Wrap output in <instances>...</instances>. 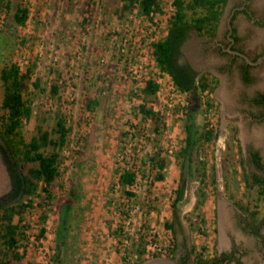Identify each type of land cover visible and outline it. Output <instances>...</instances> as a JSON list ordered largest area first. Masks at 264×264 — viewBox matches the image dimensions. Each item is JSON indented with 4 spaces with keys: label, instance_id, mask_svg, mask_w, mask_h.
Segmentation results:
<instances>
[{
    "label": "rangeland",
    "instance_id": "obj_1",
    "mask_svg": "<svg viewBox=\"0 0 264 264\" xmlns=\"http://www.w3.org/2000/svg\"><path fill=\"white\" fill-rule=\"evenodd\" d=\"M7 1L0 3V65L13 61L23 69L33 61L31 77L38 83L37 88L28 84L31 111L20 131L27 139L36 124L49 129L57 113L70 127L60 148L58 174L48 187L50 198H43L37 189L22 214L25 224L31 213L45 212L41 239L27 244L22 235L23 254L10 259V264L54 263L50 256L59 209L70 186L79 194L70 210V247L64 251L60 243L59 264H137L150 256H142L144 249L137 254L135 247L148 241L171 242L176 259L192 245L195 251L204 246V255L210 256L214 251H228L230 237L239 248L236 254L241 264H264V249L242 227L246 211L234 204L237 201L259 214L262 201L255 186H246L242 178L249 171L247 149L259 144L264 163V117L260 116L264 108L247 101L257 89L264 91V61L249 67L251 84L241 88L236 72L219 69L228 56L225 17L234 0L223 7L215 35L190 30L175 56L178 64L215 74L217 81L207 95L210 105L204 104L203 92L191 111L195 130L204 123L216 135L210 141H196L191 162L182 167L184 185L173 230L163 221L171 218L170 200L181 162L176 153L182 144L184 95H166L165 86L158 83L156 92L146 98L160 120V131L153 132L152 118L142 117L136 107L142 98L135 103L130 98L133 72L124 58L128 36L140 37L134 26L141 25L143 35L152 24L144 17L137 24L140 15L135 7L117 14L120 0ZM15 4L28 9L22 26L11 18ZM160 6L153 16L162 26L168 12L166 0ZM251 7L256 8L255 4ZM234 24L242 38L239 45L249 56L264 52V27L255 38L249 23L242 25L237 17ZM50 83L57 86L55 94L49 91ZM86 98L95 99L91 107L85 106ZM251 129L257 130L254 138L248 134ZM152 152L165 159L163 177L156 181L147 162ZM124 167L136 170L130 196L113 186Z\"/></svg>",
    "mask_w": 264,
    "mask_h": 264
},
{
    "label": "trees",
    "instance_id": "obj_2",
    "mask_svg": "<svg viewBox=\"0 0 264 264\" xmlns=\"http://www.w3.org/2000/svg\"><path fill=\"white\" fill-rule=\"evenodd\" d=\"M4 1V2H3ZM162 0H120L117 8V14L120 12L130 11L136 8L144 19L152 22L153 12L160 11ZM3 5L7 4V0H0ZM226 0H170L172 9L166 13V31L155 41H151L148 45L150 54L152 55L159 74L166 73L172 83L180 90L187 94V103L183 111V136L182 144L176 153L180 157V167L178 170V178L176 186L173 190V196L170 200L169 220H164L163 225L173 230V223L177 218V202L181 200L184 185L182 167L191 162V149L196 141H210L216 132L207 124H200V128L195 130L191 122V111L197 108L200 95L204 92V104L210 105L207 95L212 91L216 78L206 71H195L188 64H178L175 56L179 52L181 43L186 38L190 30H194L197 35H206L212 37L215 34L217 23ZM232 11L229 22L231 23L230 34L234 31L232 26ZM28 15V9L24 5L15 4L11 13L14 24L22 26ZM233 39H237L232 35ZM34 62L30 61L21 69L16 62H8L0 65V138L6 144L8 151L14 160H16L21 169L19 183L22 181V194L16 205L4 206L0 209V264H10V259H19L23 254L20 248V240L23 237V229L26 226L22 220L24 209L29 206L30 196L36 194V190H41L42 197L50 198L49 185L58 174V163L60 161V148L67 141V134L70 129L66 124L62 114L57 113L53 125L49 129L41 127L40 124L34 126V132L27 139L24 138L20 131L22 120H26L30 115V91L28 84L33 88L38 87L37 79L31 77ZM248 64L243 62L240 65V76L243 81L251 79L247 71ZM196 79L194 80V76ZM158 84L155 80L147 77L143 80L141 86L142 102L137 106L138 112L142 117L152 118L153 124L151 130L157 133L160 131V120L157 113L150 105L146 104L147 97L152 96L157 90ZM51 94L57 92V86L54 83L49 84ZM254 103L264 105V92H257L256 96L251 98ZM95 99L86 98L85 106L91 107ZM264 116V113L260 114ZM162 125V124H161ZM144 162L145 160L142 159ZM249 161L258 172L243 173L242 178L246 186H255L258 198L262 201V208L258 213L255 209H246L247 207L237 201L234 204L246 211V219L244 226L247 231L259 237L261 246L264 249V233L259 232V228L264 224V164L260 159L256 150L249 151ZM147 162L153 167L151 174L152 181L160 180L163 177L162 169L165 165V159L157 152H152L147 156ZM136 177V170L124 167L117 175V181L120 190L126 196L132 195V191L126 189L125 186L133 182ZM210 181L214 182V176L211 175ZM67 195L60 205L58 223L55 231V247L51 253L53 264H59L61 257L60 243H63V250L66 251L70 247L67 242L69 221L72 219L70 212L73 202L78 197L77 188L70 186ZM28 198L23 201V198ZM37 202V201H36ZM196 204L199 203L196 199ZM39 221L45 218V212H39ZM23 223V224H22ZM190 223V221H188ZM44 232L43 225L38 229L37 236H42ZM214 240L212 241L213 244ZM144 245L136 246L137 254H141ZM170 247L167 256L173 257ZM204 246L200 245L195 251V246H190L184 251L177 260L178 264H241L238 256L230 251H214L210 256H205ZM212 249H214L212 247ZM152 255H158L154 253ZM143 260V259H142ZM140 260V262L142 261ZM138 262L137 264H139Z\"/></svg>",
    "mask_w": 264,
    "mask_h": 264
},
{
    "label": "flooded vegetation",
    "instance_id": "obj_3",
    "mask_svg": "<svg viewBox=\"0 0 264 264\" xmlns=\"http://www.w3.org/2000/svg\"><path fill=\"white\" fill-rule=\"evenodd\" d=\"M227 2H228V0H226L224 6L227 4ZM252 4H255L256 8H252L251 7ZM232 8H233V11H235V12H234V16L232 18V26L234 28V31L231 33V36L233 35L237 39L235 40V39L232 38V41L230 42L229 45L233 49H237L239 51L244 52L250 59H255L257 56H259L260 54H262L264 52H261L259 54L254 55V56H249L248 55V53L244 50V48H242L239 45V42H240V40L242 38H241V34H239L237 32V26L234 24V20L237 17H240L241 20H242V25H244V24L248 25V23H249L251 25V30H252L255 38H257L256 37V35H257L256 31H258L261 27H264V0H234V1L231 2V6L229 8V11ZM244 21H246V22H244ZM226 31H227V29H226ZM215 34H216V31H215ZM225 37L227 38L226 32H225ZM228 42H229V39L227 38L226 44ZM225 52L227 53L228 51L225 50ZM230 55H231L230 58H229L230 60H228V58H227V60L225 59L224 61H222L221 65L223 66V68H220V69L222 71L224 70V71H227V72H236L237 75H238V79L241 81V84H242L241 86L239 84H237L239 88H241L244 85L245 86H249V84H251L250 83L251 79L248 80V81H243L241 79V76H240V65L243 62H245V63H247V62L238 54L230 53ZM236 61H239V63L237 65L235 64ZM261 61H264V60H261ZM256 64L257 63L248 64L247 71H248L250 66H255ZM226 65H227V67H226ZM193 79L194 80L196 79V75L194 76ZM227 85L230 86V83H227ZM257 92H264V91H261V90L257 89L248 98L247 101H249L252 104H257V105L261 106L262 108H264L263 104L254 103V102L251 101V98L253 96H256ZM262 113H264V112H262ZM256 118H258V117H256ZM254 150H255V148H253V147L252 148L250 147V148L247 149V160H248V164H249V171H247L245 173H247L248 176H249L250 172H257L258 171L256 168H254L252 163L249 161V151H254ZM257 153H258V151H257ZM21 170H23V169H21L19 163L16 160L13 159V157L10 154V152L8 151V148H7L6 144H5V146H3L2 143H0V209L2 207H4V206H8V205H11V206L14 207V205H16L17 202L19 201V198H20L22 192L18 196L17 199H14V200H12V199L18 194L20 188L21 189L23 188V185L21 187V184H23L22 181L19 183ZM244 220H247V219L245 218ZM244 222L245 221H243L242 226H244ZM262 228H264V224L261 225L260 228H259V232L260 233H264V231H262ZM245 231L249 235H251L254 238H256L259 247L263 249V247L261 246L259 237L254 235L253 233L247 231L246 229H245ZM228 244H229V246H228L227 250L230 251L233 248L234 249L233 253L235 255H237L236 253H237L239 248L236 245L234 239L230 237L228 239ZM178 259H179V257L176 260H178Z\"/></svg>",
    "mask_w": 264,
    "mask_h": 264
},
{
    "label": "built area",
    "instance_id": "obj_4",
    "mask_svg": "<svg viewBox=\"0 0 264 264\" xmlns=\"http://www.w3.org/2000/svg\"><path fill=\"white\" fill-rule=\"evenodd\" d=\"M166 3L168 5V12L172 9V6L170 4V0H166ZM156 12V11H155ZM153 12V14L155 13ZM140 16L137 17V24L142 20V15L139 14ZM2 22V19L0 17V24ZM152 25L149 26L144 31V34L142 35V26H134V32L138 30L140 33V37L134 38V36H128L129 40L128 43L129 49L128 52L126 53L127 56H125V62L127 64V69H129V72H133V79L134 83L131 86V93H130V98L131 100H134L135 102L140 101L142 94H141V86L143 84V80L147 77L152 78L158 83H163L166 89V95H184L182 99V104L185 105L187 103V95H185V91L180 90L178 87H176L169 76L166 73H161L159 74L158 67L150 54V51L148 48V45L151 41H155L156 39L160 38L166 31V17H165V24L160 26L159 22L154 20V16H152V22H150ZM129 35V33H128ZM126 39V37H124ZM137 51L138 55L135 56V52ZM148 52V53H147ZM153 64L152 68L150 69V66ZM150 72V73H149ZM165 101V100H164ZM139 102L136 103L138 106ZM169 104V103H168ZM136 106V107H137ZM138 151V148H136V152ZM138 154V153H137ZM129 168V167H126ZM123 169V168H122ZM120 169L117 172L118 173L122 170ZM134 169V168H132ZM136 178V177H135ZM135 180V179H134ZM133 180V182H134ZM133 182L129 185H126L125 188L131 190ZM114 188L119 187V183L117 181V176L116 180L113 183ZM39 212H33L29 215V220L25 222L26 226L23 229L24 232V240L27 244H30L32 242H37L41 239V236H37L38 229L42 225L41 222L39 221ZM125 239V238H124ZM170 241V240H168ZM172 246V243L168 242L166 244H156L155 242H150L148 241L147 243L144 244V251L142 253V256H152L154 253H158V255H167L169 253V247ZM53 251V250H52Z\"/></svg>",
    "mask_w": 264,
    "mask_h": 264
},
{
    "label": "water",
    "instance_id": "obj_5",
    "mask_svg": "<svg viewBox=\"0 0 264 264\" xmlns=\"http://www.w3.org/2000/svg\"><path fill=\"white\" fill-rule=\"evenodd\" d=\"M232 11H233V8L228 12L227 16L225 17V23L227 27L226 36L229 39V42L226 44L224 49L230 53H235V54L240 55L248 64H255L261 60H264V53L260 54L255 59H250L244 52L230 47L229 44L232 41V36L229 35L230 30H231V23L229 22V18H230ZM0 143H2L3 146H5L1 138H0ZM22 185L23 184H21V187ZM21 192H22V189L20 188L18 194L12 200L17 199L18 196L21 194ZM139 264H178V262L174 257H170L167 255H152L142 260Z\"/></svg>",
    "mask_w": 264,
    "mask_h": 264
},
{
    "label": "crops",
    "instance_id": "obj_6",
    "mask_svg": "<svg viewBox=\"0 0 264 264\" xmlns=\"http://www.w3.org/2000/svg\"><path fill=\"white\" fill-rule=\"evenodd\" d=\"M216 31H217V27H216ZM227 55H228V56H227L228 60H230L229 58H230V56H231L232 54L230 55V53L227 52ZM238 63H239V61H236V62H235L236 65H237ZM226 67H227V65H226ZM221 68H223V66H221ZM219 69H220V68H219ZM220 70H221V69H220ZM220 72H227V71H224V70H223V71H220ZM209 74H211V73L209 72ZM211 75H212V74H211ZM213 75H214V77L216 76L215 74H213ZM248 134H249L251 137L254 138V134H257V130L251 129L250 132H249ZM257 140H258V139H257ZM254 148L257 149V150L255 149V150L258 151L259 156H260V159H261V158H262V157H261L262 153H261V149H260L261 146H260L259 144H256V145H254ZM261 161H262V160H261ZM263 164H264V163H263Z\"/></svg>",
    "mask_w": 264,
    "mask_h": 264
}]
</instances>
